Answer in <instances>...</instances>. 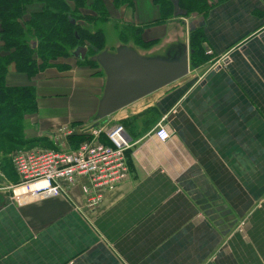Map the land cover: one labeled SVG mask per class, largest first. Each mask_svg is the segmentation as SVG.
Wrapping results in <instances>:
<instances>
[{
	"label": "crops",
	"instance_id": "0c3cea01",
	"mask_svg": "<svg viewBox=\"0 0 264 264\" xmlns=\"http://www.w3.org/2000/svg\"><path fill=\"white\" fill-rule=\"evenodd\" d=\"M132 1L120 14L133 29L120 39L114 27L118 48L165 61L186 52L188 73L97 119L100 66L73 57L69 69L32 79L8 68L10 86H35L29 136L45 137L41 145L69 148L51 134L98 123L121 124L132 147L127 180L94 211L78 184L66 195L14 200L16 177L0 180V264H264V0H205L195 25L178 17L150 27L157 6ZM191 41L200 48L192 66ZM52 88L59 92H45ZM159 122L172 133L165 144L151 134Z\"/></svg>",
	"mask_w": 264,
	"mask_h": 264
},
{
	"label": "trees",
	"instance_id": "16d2710c",
	"mask_svg": "<svg viewBox=\"0 0 264 264\" xmlns=\"http://www.w3.org/2000/svg\"><path fill=\"white\" fill-rule=\"evenodd\" d=\"M111 1L116 7L133 5L132 0ZM152 2L159 9V18L143 27L161 25L171 18H185L187 15L191 18L193 14L206 13L207 9L205 0H152ZM69 3L74 4L75 8L86 5L87 9L101 17L108 15L103 0H0V141L4 140L20 148L46 141L45 138H23V116L20 114L26 109L37 111L36 91L29 86L8 85L6 76L10 66L17 73L32 79L45 70L54 68L57 58L73 57V52L78 47H85L87 56L85 55L86 58L83 60L76 59L77 64L99 66L91 58L104 51L103 32L100 29L89 32L80 27L78 21L88 23L92 22L93 18L85 15L80 16L81 19L78 20L73 13L74 10H69ZM33 6L37 7L36 10L30 9ZM72 21L74 24H71ZM126 29L133 28L129 25L122 27L119 32L120 39L125 37ZM135 41L140 45L148 44L142 42L139 35L135 36ZM194 45L195 43L191 41V66L194 56L200 49ZM61 69L67 70L69 66H62ZM10 122L13 124H9ZM10 126L13 127L11 133L15 136L9 139L3 133L7 132ZM86 138L84 134L73 135L68 138V142L73 148ZM13 176L17 181L15 171Z\"/></svg>",
	"mask_w": 264,
	"mask_h": 264
},
{
	"label": "built area",
	"instance_id": "2783aa9c",
	"mask_svg": "<svg viewBox=\"0 0 264 264\" xmlns=\"http://www.w3.org/2000/svg\"><path fill=\"white\" fill-rule=\"evenodd\" d=\"M84 134L86 140L76 147L57 146L55 149H33L12 155V165L17 182L8 186L11 197H46L66 195L68 190L79 185L89 211L98 208L104 194L125 182L129 175L127 152L132 145L124 127L114 124L103 130L98 123L85 127L66 126L59 128L52 138L66 140L75 134ZM151 134L160 144L171 140L170 129L157 123ZM105 141H100L101 137Z\"/></svg>",
	"mask_w": 264,
	"mask_h": 264
},
{
	"label": "water",
	"instance_id": "95a60500",
	"mask_svg": "<svg viewBox=\"0 0 264 264\" xmlns=\"http://www.w3.org/2000/svg\"><path fill=\"white\" fill-rule=\"evenodd\" d=\"M71 24L74 22L72 21ZM86 52L85 47H78L74 50L73 57L83 60ZM91 60L100 66L106 76L104 93L98 105L97 119L117 112L188 73L186 52L176 60L165 61L143 58L133 50L119 48L115 53L103 51Z\"/></svg>",
	"mask_w": 264,
	"mask_h": 264
},
{
	"label": "rangeland",
	"instance_id": "374dc122",
	"mask_svg": "<svg viewBox=\"0 0 264 264\" xmlns=\"http://www.w3.org/2000/svg\"><path fill=\"white\" fill-rule=\"evenodd\" d=\"M103 3L105 5L107 13H108V15L106 17H101L98 14H96L95 12L87 9L86 5L75 8L74 4L69 3V10H71V9L74 10L73 13L75 14V17L78 20L81 19L80 16H85V15L86 16H88V15L92 16V18H93L92 22L89 21L88 23H85L83 21H78L77 24L80 25V27H83V29L88 30L89 32L96 31L98 29H100V30L102 29L104 34H105V38H106V48L108 49L109 52L115 53L117 51L119 43H118V35H117V32L114 29V27L118 28L120 26L124 27L125 25H127L126 24V18L122 17L120 14V11L125 9L126 6L120 5V6L116 7L112 4L111 0H103ZM36 8L37 7L33 6L30 9L36 10ZM184 19L187 22V26L195 25L194 23L193 24L191 23V20H190L188 15ZM132 22H135V21H132ZM128 25L134 26V23L133 24L130 23ZM139 25H141V24H136L135 26H139ZM187 26L185 24V27H187ZM125 36H126V34H125ZM81 37L83 38L84 36H81ZM133 38H135V36H133ZM82 41H83V39H82ZM177 44L181 47L182 53H183V48H184L183 42L177 43ZM33 56H35V55H33ZM86 56H87V54H86ZM71 58L73 59V57L57 58L56 59L57 61L55 63L56 66L53 69L61 71L62 66H66V65H68V62H72V61H70ZM60 64H61V66H60ZM47 70H49V69H47ZM17 82H19V81H17ZM7 84L10 85L9 83H7ZM18 86H22V85H18ZM23 86H29V87H32L35 89L34 84H31L29 82L27 83V85H23ZM45 92H47V93H58L59 89L52 88V90L51 89H49V91L45 90ZM78 102H80V101H78ZM36 112L37 111L34 112L33 110L26 109L25 111L22 112V114H20V116H23V138L24 139H37V137L32 138L29 136V134H30L29 130H31L29 117H30V115L36 114ZM9 124H13V123L10 122ZM12 130H13V127L10 126L9 130L7 132L3 133L4 136L6 138H9V139L14 137L15 135H13L11 133ZM3 134H2V136H3ZM41 138L42 137H38V139H41ZM0 146H2V147H0V180H7V181H9V183L15 182L12 178L13 177L12 175L14 174L13 165H12V155L14 153L26 152V151L33 150V149H42V150L52 149V148H50V147H52V145L47 146V145H41L40 143L33 144L27 148H24V147L20 148V147L14 146L12 144L6 143L4 140L0 141ZM241 229H242V227H240V230Z\"/></svg>",
	"mask_w": 264,
	"mask_h": 264
}]
</instances>
